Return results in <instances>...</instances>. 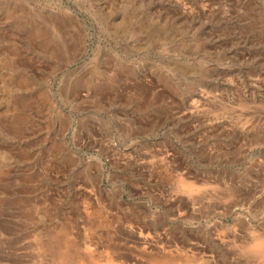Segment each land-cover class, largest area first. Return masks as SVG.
<instances>
[{"label":"rangeland","instance_id":"rangeland-1","mask_svg":"<svg viewBox=\"0 0 264 264\" xmlns=\"http://www.w3.org/2000/svg\"><path fill=\"white\" fill-rule=\"evenodd\" d=\"M261 240L264 0H0V264Z\"/></svg>","mask_w":264,"mask_h":264},{"label":"bare ground","instance_id":"bare-ground-1","mask_svg":"<svg viewBox=\"0 0 264 264\" xmlns=\"http://www.w3.org/2000/svg\"><path fill=\"white\" fill-rule=\"evenodd\" d=\"M259 237V236H258ZM260 237H262L260 235ZM257 239V238H256ZM261 239V238H260ZM249 248V247H248ZM252 251L256 254V255H260L264 256V242L261 240V242L257 243L254 247H252ZM251 249V248H250ZM107 264H116V263H107Z\"/></svg>","mask_w":264,"mask_h":264}]
</instances>
